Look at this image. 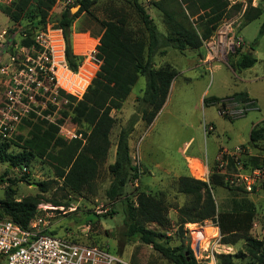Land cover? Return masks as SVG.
Here are the masks:
<instances>
[{"label":"rangeland","instance_id":"374dc122","mask_svg":"<svg viewBox=\"0 0 264 264\" xmlns=\"http://www.w3.org/2000/svg\"><path fill=\"white\" fill-rule=\"evenodd\" d=\"M77 1L72 0L71 5L66 8L73 10L79 6ZM96 1V4L90 8V12L82 13L75 19L72 26V49L76 56L82 58L77 75L84 92L81 95L72 94L67 90L63 92L78 100L82 99L88 86L95 81L99 70L100 62L95 59V53L100 37L93 34L100 32L101 21L109 18L112 9L121 8L130 15L134 28L140 26L136 14L129 6V0ZM140 1L154 19L162 36L166 35L167 26L160 12L151 5L152 0ZM229 1L231 6L242 3L243 10L239 12L233 8L230 9L214 36L204 41L200 49L179 52L167 48L165 53L155 57L156 68L171 65L177 71V76L172 82L174 87L172 86L170 90L168 105L150 126L146 125L141 115L140 100L146 82L143 77L133 88L122 109L112 112L116 124L110 134L111 148L106 160L99 168L98 176L92 187L82 193L72 192L64 186L63 180L55 176V171L47 159L34 160L26 172L22 168L13 169L8 163L0 162V201L5 200L7 191L12 193L16 200L40 195L41 203L37 208V216L32 222V226L36 224L37 230L53 233L58 237H65L82 244L103 246L109 249L111 254L123 258L128 264H174L155 251L152 246L143 244L138 238L128 242L122 253L119 251L122 242L121 232L124 229L123 202L136 199L137 194L144 191L165 202L168 206L170 220L169 227L161 228L155 224L149 227L163 233L162 241L170 247L182 245L185 249L192 250L197 264H218L221 254L235 255L245 252L246 241L241 239L235 244H227L215 221L208 220L204 224L188 223L183 226L179 223V209L190 203L191 198L179 192L177 180L183 176H189L208 183L213 168H217L216 161L211 166L209 177L206 178L207 172L201 163L192 161L191 173L194 168L197 169L202 179L188 173L190 169L188 158H193L201 145L203 160L206 161L204 157L209 150L207 140L209 133L205 134L206 139L202 133V126L206 121L214 119L219 131L223 128L231 131L229 137L225 134L222 136L224 143L218 142L226 145H220L219 154L223 148H229L228 144L230 147H236L240 143H245L241 147L248 152L250 157H259L264 154V141L251 144L249 140L252 128L264 126V35L259 36L264 15L245 26L243 19V12L248 4L264 10V0ZM79 9H74V14ZM17 24L0 9V32ZM225 24L231 25L229 39L233 43V48L222 52L219 47L213 52L207 46L208 42L213 38L218 39L220 28ZM193 26L200 32L197 24ZM246 52H250L258 61L253 69L240 71L236 68V62L240 55ZM206 58L212 59L211 62H205ZM194 64L200 66L192 69ZM244 78L253 80V82L244 83L241 81ZM205 88L211 96H224L246 89L258 98L259 105L256 104V106L259 110L232 115L237 111L234 105L229 104V108L228 106L227 108L222 107L218 102H211L208 97L205 98L209 99L208 105L214 107H204V110L199 97ZM2 95L3 88L0 83V100ZM230 98L241 101L234 95L220 100ZM220 111H225V114L220 116L218 113ZM206 124L212 126L210 123L206 122ZM72 126L83 133L87 130L86 126ZM131 127H133L129 136L131 164L126 166V172H130V166L138 168L139 179L128 182L123 188L124 200L122 202L120 200L111 201L107 192L115 181V177L110 172L109 166L116 161L121 131ZM214 132L215 127L210 133ZM27 133V129L22 131L24 135ZM188 143H190L189 146L185 148ZM18 144L22 145V142ZM12 151L18 152L19 149L13 147ZM14 179L16 181L12 183ZM45 181L49 182L48 191L41 192L38 184ZM210 188L220 211L232 209L235 203L243 198L252 202L256 208V216L250 235L257 240H264V186L257 188L252 194L228 186L225 180L223 186L210 185ZM53 201L69 203L70 206L58 207ZM209 228L215 229L216 235L203 240L204 235H200L204 229ZM197 241L200 243L197 244ZM197 245H199L198 250ZM234 262L235 264H257L249 256L234 259Z\"/></svg>","mask_w":264,"mask_h":264},{"label":"trees","instance_id":"16d2710c","mask_svg":"<svg viewBox=\"0 0 264 264\" xmlns=\"http://www.w3.org/2000/svg\"><path fill=\"white\" fill-rule=\"evenodd\" d=\"M96 2L78 0L80 9L76 14H72L70 8H64L51 17L55 26L63 30L66 60L69 69L76 74L82 58L73 53V22L82 13H89ZM128 3L140 26L133 27L131 17L125 10L112 9L109 18L101 21L100 32L93 34L100 37L95 53V59L100 62V66L95 81L88 86L80 100L61 91L69 99V104L64 107L58 122L68 119L71 125L86 126L87 130L81 132L83 140L67 141L59 135L58 126L42 120L25 119L17 135L12 139L0 140V162H6L16 169L28 168L36 159H47L55 171V176L63 180L64 186L72 192L82 193L92 187L111 148L110 134L116 124L112 112L122 109L140 78L143 77L146 81L140 103L142 120L147 126L153 123L167 101L177 71L171 65L156 68L155 57L165 53L167 48L179 52L200 49L204 41L214 36L230 9L239 12L243 10L242 3L231 6L229 0H152L151 5L160 12L167 26V34L162 36L140 0H129ZM55 4L56 0H15L11 6L0 9L13 22L18 23L21 33L26 32L31 36L37 29L46 26ZM262 15V8L248 4L243 12L244 26ZM193 24L198 25L200 32ZM263 35L264 22L259 30V36ZM29 42L30 38L22 40L26 45ZM256 63V57L246 52L238 58L236 68L242 71L252 68ZM234 96L241 101L248 99L243 93ZM219 100L210 98L211 102ZM208 102L209 99H205L206 105ZM26 129L28 133L22 134ZM132 131L133 127L121 131L116 161L109 166L115 177L107 192L111 201L122 202L123 188L128 182L139 179L138 168L130 166V172H126V166L131 164L129 136ZM263 141L264 126L253 128L250 143ZM16 142H22V145ZM13 147H17L19 151L13 152ZM242 162L247 169H252L260 167L263 160L260 157L245 156ZM15 181L14 179L11 182ZM38 185L41 192L48 191V181ZM210 185H224V176L218 174L217 168H213L208 183L189 176L177 180L179 192L191 198L190 203L179 209L180 225L204 224L212 220L217 222L227 244H235L241 239L246 241L245 252L235 255L221 254L218 264H235L234 259L247 256L257 264H264V240H257L250 235L256 216L254 204L243 198L236 202L232 209L220 211ZM5 197L4 201H0V218L10 219L22 228H29L37 216V208L41 203L40 195L16 200L13 194L7 191ZM53 203L58 207L70 206L69 203L58 201ZM123 204L124 229L119 246L121 253L128 242L138 238L174 264H197L192 250L185 249L182 245L170 247L162 241L163 233L149 227L151 224L161 228L170 226L168 206L162 199L142 191L137 194L136 199L124 200ZM46 234L56 236L53 233Z\"/></svg>","mask_w":264,"mask_h":264},{"label":"built area","instance_id":"2783aa9c","mask_svg":"<svg viewBox=\"0 0 264 264\" xmlns=\"http://www.w3.org/2000/svg\"><path fill=\"white\" fill-rule=\"evenodd\" d=\"M14 2L0 0V7H9ZM71 3L72 0H56L46 26L37 29L31 36L26 32L21 33L17 25L0 32V83L3 88L0 140L12 139L17 135L25 119L42 120L58 126L59 135L67 141L83 140L81 131L70 125L68 120L58 122L64 107L69 104V99L61 93L65 90L60 84L61 75L76 73L69 69L66 60L63 30L55 26L51 17L56 10L62 11ZM226 27L229 30L225 43L220 42L221 30ZM231 29V25H223L218 39L213 38L207 46L213 52L219 47L222 52L233 48L229 39ZM29 38L28 45L22 43V40ZM211 60L206 58L205 62ZM216 102L226 108H229V104L234 105L237 111L232 115L259 109L251 98ZM218 113L221 116L225 111ZM203 129L206 135L214 131L213 125L206 122ZM245 156L250 157L241 146L223 148L216 159L217 172L224 176L228 186L252 194L264 186V154L259 156L263 160L262 165L252 169L245 168L242 162ZM22 169L27 171L26 167ZM32 225L25 229L10 219L0 218V264H128L107 248L48 235L37 230L36 224Z\"/></svg>","mask_w":264,"mask_h":264},{"label":"crops","instance_id":"0c3cea01","mask_svg":"<svg viewBox=\"0 0 264 264\" xmlns=\"http://www.w3.org/2000/svg\"><path fill=\"white\" fill-rule=\"evenodd\" d=\"M257 59V58H256ZM258 61V60H257ZM203 64V62H201ZM205 63V62H204ZM204 65V64H203ZM256 65V64H255ZM254 65V66H255ZM198 66H200L199 64L198 65H195L192 67V69H196ZM254 66L250 69H246V70H251L254 68ZM242 82L244 83H250V82H253V80H247V79H241ZM173 85H171V88H172ZM174 87V86H173ZM174 89V88H173ZM171 90V89H170ZM172 93V91H171ZM237 93H243L245 94L248 98H251L253 99L257 105H259V101H258V98L253 95L250 91H247L246 89L245 90H242V91H237V92H234V93H231V94H228V95H224V96H221V95H209L208 93V90L207 88H205L201 94H200V97H199V101H200V104L203 106V108H208V107H214V106H209V105H206L205 104V101L204 99L205 98H218V99H221V98H224L226 96H231V95H234V94H237ZM170 94V93H169ZM170 96V95H169ZM168 96V98H169ZM167 98V101L165 103V105L163 106L162 110L159 112V114L162 113V111L165 109L166 105H168V101L169 99ZM204 108V110H205ZM259 110V109H258ZM158 116V115H157ZM156 116V118H157ZM155 118V119H156ZM154 119V120H155ZM207 123H210L212 124L214 127H215V132L214 133H209L208 135V143H209V150H207V152L205 153V157L206 158V161L205 159L203 160V151H202V145L198 148V151L193 155L194 157L193 158H188V162H189V166H190V169H188V173L189 175H192L191 173V163L192 161H199L201 163V165L205 168L206 172H207V175H206V178L209 177V174H210V169H211V166L213 164H215L216 162V159H217V156L219 154V151H220V145L221 146H226L224 144H219L218 142L222 141L223 142V138L222 136H228L229 137V134H230V129H226V128H223L222 131H219L218 129V124L216 123V121L214 119H209V121H206ZM202 129H203V126H202ZM253 129V128H252ZM251 129V131H252ZM251 131H250V134H251ZM220 132V133H219ZM203 133V136L204 138L206 137L205 135V132H204V129L202 131ZM225 134V135H224ZM206 139V138H205ZM229 139V138H228ZM249 140H250V136H249ZM224 143V142H223ZM190 143H188L185 148H187L189 146ZM245 143H240L236 146H241V145H244ZM228 147L233 149L235 146H231L228 144ZM184 148V149H185ZM217 163V162H216ZM193 176V175H192ZM205 179V178H204Z\"/></svg>","mask_w":264,"mask_h":264},{"label":"bare ground","instance_id":"6f19581e","mask_svg":"<svg viewBox=\"0 0 264 264\" xmlns=\"http://www.w3.org/2000/svg\"><path fill=\"white\" fill-rule=\"evenodd\" d=\"M228 30H229L228 27H226V28L221 30L220 42H224L225 43V40H226L225 35H226ZM215 50H216V48H215ZM79 81L80 80H79V77H78L77 74H63V75H61L60 84L68 92H70L72 94H75V95H81L84 92V88L80 85ZM192 174L196 178L202 179L201 173L199 171H197V169L194 168L192 170ZM202 235H204L202 238H203V240H205V238H208L209 236H215L216 235V230L213 229V228L204 229L200 236H202ZM196 243L198 244L200 242L197 241Z\"/></svg>","mask_w":264,"mask_h":264},{"label":"water","instance_id":"95a60500","mask_svg":"<svg viewBox=\"0 0 264 264\" xmlns=\"http://www.w3.org/2000/svg\"><path fill=\"white\" fill-rule=\"evenodd\" d=\"M79 8H80V6H76L74 9L78 10ZM74 9L71 10V13H72V14L75 13V12H74ZM252 52H253V50H252ZM198 248H199V245H197V250H198Z\"/></svg>","mask_w":264,"mask_h":264}]
</instances>
